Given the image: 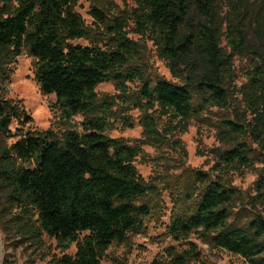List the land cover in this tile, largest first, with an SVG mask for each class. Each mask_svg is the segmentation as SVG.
<instances>
[{
	"label": "trees",
	"instance_id": "16d2710c",
	"mask_svg": "<svg viewBox=\"0 0 264 264\" xmlns=\"http://www.w3.org/2000/svg\"><path fill=\"white\" fill-rule=\"evenodd\" d=\"M76 1L0 0V185L25 216L30 209L35 212L36 227L31 229L35 237L47 236L62 251L75 246L73 256L55 258L51 264H100L112 244L122 245L128 235L141 233L151 213L145 200L156 187L140 177L134 162L143 145L154 146L162 140L148 114L142 119V137L133 144L106 136L117 105L108 96L99 97L96 88L112 82L126 104L130 98L126 83L140 78L127 72L138 55V44L128 38L122 19L109 24L102 11L92 8V17L106 29L109 46L100 47L75 12ZM133 1L137 31L153 42L170 74L185 81L184 85L162 79L152 85L143 81L140 103L159 117L178 119L185 130L198 108L225 101L223 85L231 59L219 48L215 28L202 22L192 30L188 0ZM194 3L206 20L213 16L212 0ZM183 25L190 27L187 33L180 32ZM227 34L233 50L244 45L237 27L228 26ZM78 40L90 44H72ZM23 50L34 61V80L41 95H54L66 121L82 117L80 131L67 130L59 136L50 130L25 131L10 145H1V140L13 136V122L31 121L17 102L5 99L9 66ZM253 73L247 94L262 107V125L264 59L262 68ZM222 159L249 165L247 151L240 146L225 151ZM193 181L199 192L167 227L184 249L168 247L164 257L151 264H205L190 241L192 236L245 264H264V219L257 216L243 225L232 221L234 191L202 172H195ZM258 189L264 199V173Z\"/></svg>",
	"mask_w": 264,
	"mask_h": 264
},
{
	"label": "rangeland",
	"instance_id": "374dc122",
	"mask_svg": "<svg viewBox=\"0 0 264 264\" xmlns=\"http://www.w3.org/2000/svg\"><path fill=\"white\" fill-rule=\"evenodd\" d=\"M188 3L192 30L202 22L216 29L220 34L219 48L231 59V71L223 85L225 101L198 108V114H194L188 120L187 128L182 130L178 119L159 117L157 112L147 111L140 103L143 81L151 85L160 79L178 85H184L185 81L170 74L153 42L137 31L133 16L135 2L76 1L75 12L90 29L92 41L98 42L100 47L109 46L106 29L92 17V8L102 11L109 24L114 19H122L127 25L128 38L138 44V55L128 65L127 72L138 73L140 78L126 83L130 96L126 104L112 82L96 88L99 97L108 96L117 105L112 109L115 118L108 120L106 136L133 144L142 137V119L148 114L153 116L162 139L154 146L143 145L141 156L134 162L140 177L156 187L155 193L145 200L150 216L143 221L141 233L128 235L122 245L112 244L100 264H151L164 257L168 247L184 249L185 246L167 233V227L173 216L190 207L189 198L194 199L199 192L200 188L193 181L195 172L206 173L211 180L234 191L232 221L243 225L257 216L264 219V199L258 189V181L264 173V121L262 125L260 123L263 110L257 107L252 95L247 94L253 71L262 68L264 59V0H212L213 16L208 20L200 14L194 0H188ZM228 26L237 27L244 35L245 42L239 50L231 48ZM189 28L183 25L180 32L187 33ZM72 44L89 46L90 42L78 40ZM33 62L23 50L9 66L5 99L17 102L31 121L13 122L10 126L13 136L1 140V145H10L25 131L50 130L59 136L67 130H81L82 117L66 121L55 105L54 95H41L34 80ZM193 96L196 105L198 101ZM234 146L247 151L248 166L236 162L228 164L222 159L223 153ZM7 194L8 189L0 185V264H51L55 258L74 255V245L62 251L47 236L35 237L31 232L36 227L35 212L30 209L25 216ZM190 241L197 245L205 264H245L237 256L200 243L194 236Z\"/></svg>",
	"mask_w": 264,
	"mask_h": 264
}]
</instances>
